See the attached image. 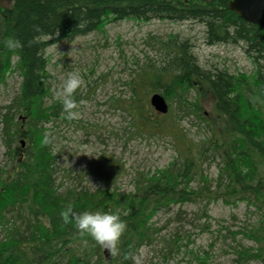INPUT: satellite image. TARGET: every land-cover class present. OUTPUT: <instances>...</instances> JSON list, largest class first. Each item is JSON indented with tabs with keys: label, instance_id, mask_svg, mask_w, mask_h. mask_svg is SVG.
<instances>
[{
	"label": "trees",
	"instance_id": "1",
	"mask_svg": "<svg viewBox=\"0 0 264 264\" xmlns=\"http://www.w3.org/2000/svg\"><path fill=\"white\" fill-rule=\"evenodd\" d=\"M228 1L15 0L9 7L0 6V85L12 72L21 77L17 94L0 107L7 158L0 169V264H134L139 249L156 240L161 255L155 264H177L172 260L182 247L191 254L190 264H210L206 248H189L194 242L190 232L176 230L168 237L160 236L161 226L153 218L174 205L199 203L196 218L208 220V206L214 201L252 207L255 219L228 232L256 244L233 247L239 264H264V29L229 9ZM124 19L198 22L204 27L207 45L241 46L251 71L204 68L188 39L178 34L157 38L158 56L137 64L124 82L128 96L113 101L131 117L135 134L173 137L178 146L175 156L153 172L136 171L131 191L109 185L63 186L56 182L58 156L46 124L64 115L59 100L44 104L49 95L44 51L53 43L71 41ZM10 37L21 46L4 47ZM154 92L167 101L166 113L150 104ZM204 100L210 101V112L203 109ZM189 116L196 120V135L179 126ZM212 164L214 177L206 172ZM98 165V173L109 184L122 170L107 160ZM69 202L75 212L119 213L126 227L117 254L108 251L106 258L104 248L88 234H81L74 222H64L60 213ZM174 219L181 221L179 213ZM200 229L212 231L208 222Z\"/></svg>",
	"mask_w": 264,
	"mask_h": 264
},
{
	"label": "rangeland",
	"instance_id": "2",
	"mask_svg": "<svg viewBox=\"0 0 264 264\" xmlns=\"http://www.w3.org/2000/svg\"><path fill=\"white\" fill-rule=\"evenodd\" d=\"M203 30V25L194 21L124 19L109 22L101 30L71 41L53 43L45 49L44 55L48 59L45 85L49 88L45 105L58 100L56 92L68 72H79L82 81L73 94L79 118L57 119L46 124L51 128L48 137L58 156L55 173L57 183L87 189L109 185L121 191H131L132 177L136 171L153 172L172 160L178 147L176 140L169 134H135L134 126L130 125L131 117L115 106L113 100L128 96V86L124 82L131 77L133 68L146 61L147 57L156 58L158 53L154 41L157 38L166 39L170 34L188 39L204 68L218 67L232 73L251 71L250 59L241 46L207 45ZM20 81L17 72L8 74L6 83L0 85V106L7 104L18 92ZM210 104L209 100H204L203 109L206 112H210ZM195 122L189 116L180 121L179 126L196 135L198 130ZM24 146L25 142L21 147ZM5 150L0 132V169L7 164ZM103 160L122 166L112 184L105 183L98 173L101 168L98 164ZM206 172L214 177L216 166H207ZM200 207L199 203H185L180 207L172 206L167 212L158 211L153 222L161 226L160 236L168 237L176 230L179 233L188 231L194 239L189 248L196 251L206 248L211 254L210 264H239L233 247H238L239 243L253 247L256 244L241 235L233 236L228 229L236 231L254 220L255 216L250 212L252 207H247L244 202L230 206L214 201L207 210L211 218L198 220L195 215L201 212ZM178 213L181 221L174 219ZM203 222L210 224L211 232H201ZM211 242L212 246L209 247ZM160 248L161 244L157 240L141 247L135 255L134 264L158 263ZM189 258L191 254L182 247L181 253L175 255L172 261L190 264ZM245 264L261 263L249 261Z\"/></svg>",
	"mask_w": 264,
	"mask_h": 264
},
{
	"label": "clouds",
	"instance_id": "3",
	"mask_svg": "<svg viewBox=\"0 0 264 264\" xmlns=\"http://www.w3.org/2000/svg\"><path fill=\"white\" fill-rule=\"evenodd\" d=\"M20 46V41L15 37H10L4 42V47L9 49L19 48ZM81 83L79 72H68L56 92L63 108L64 118L67 120L79 118V112L76 110L77 103L73 94ZM60 215L65 223L74 222V227L81 234H88L96 244L107 249L112 255L117 254V244L126 227L118 212L104 210L75 212L69 202Z\"/></svg>",
	"mask_w": 264,
	"mask_h": 264
},
{
	"label": "water",
	"instance_id": "4",
	"mask_svg": "<svg viewBox=\"0 0 264 264\" xmlns=\"http://www.w3.org/2000/svg\"><path fill=\"white\" fill-rule=\"evenodd\" d=\"M15 0H0V6L9 7ZM204 2H212L213 0H202ZM229 9L237 13L241 18L248 22L257 24L264 29V0H229L227 3ZM150 104L159 113L168 111V103L162 94L154 92L149 98ZM21 146L24 145V140L20 141ZM108 250L104 249L106 258Z\"/></svg>",
	"mask_w": 264,
	"mask_h": 264
},
{
	"label": "bare ground",
	"instance_id": "5",
	"mask_svg": "<svg viewBox=\"0 0 264 264\" xmlns=\"http://www.w3.org/2000/svg\"><path fill=\"white\" fill-rule=\"evenodd\" d=\"M45 52V51H44ZM21 82V81H20ZM20 85V84H19ZM18 91H19V89H18ZM17 94V93H16ZM2 106H4V105H2ZM2 106H0V107H2ZM174 206H178V205H174ZM178 207H180V206H178Z\"/></svg>",
	"mask_w": 264,
	"mask_h": 264
}]
</instances>
